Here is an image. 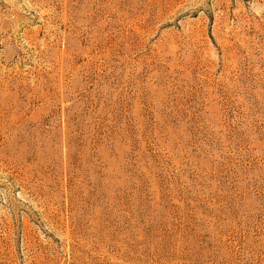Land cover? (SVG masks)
<instances>
[{
  "label": "rangeland",
  "instance_id": "374dc122",
  "mask_svg": "<svg viewBox=\"0 0 264 264\" xmlns=\"http://www.w3.org/2000/svg\"><path fill=\"white\" fill-rule=\"evenodd\" d=\"M0 264H264V0H0Z\"/></svg>",
  "mask_w": 264,
  "mask_h": 264
}]
</instances>
